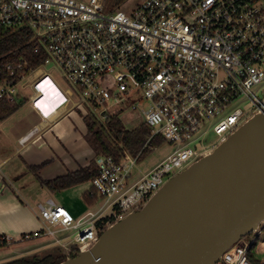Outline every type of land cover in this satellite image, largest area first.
<instances>
[{"label": "built area", "instance_id": "1", "mask_svg": "<svg viewBox=\"0 0 264 264\" xmlns=\"http://www.w3.org/2000/svg\"><path fill=\"white\" fill-rule=\"evenodd\" d=\"M0 29L29 31L33 53L44 57L34 70L23 59L8 64L11 75L20 76L0 83V100L31 101L38 80L55 77L56 70L68 95L67 114L105 124L132 110L150 128L136 157H96L92 184L103 199L98 210L75 219L49 198L37 205L43 229L18 239L0 235L6 246L45 237L60 245L94 239L264 111V0H145L129 14L107 10L103 0H0ZM257 86L263 87L261 98L251 94ZM243 96L246 106L215 123ZM157 137L176 149L137 177L141 154ZM64 231L76 235L61 241L57 235ZM255 246L256 234L227 251L222 264H253L248 254Z\"/></svg>", "mask_w": 264, "mask_h": 264}, {"label": "water", "instance_id": "2", "mask_svg": "<svg viewBox=\"0 0 264 264\" xmlns=\"http://www.w3.org/2000/svg\"><path fill=\"white\" fill-rule=\"evenodd\" d=\"M264 226V111L85 243L52 245L0 264H222ZM66 244V243H65Z\"/></svg>", "mask_w": 264, "mask_h": 264}, {"label": "crops", "instance_id": "3", "mask_svg": "<svg viewBox=\"0 0 264 264\" xmlns=\"http://www.w3.org/2000/svg\"><path fill=\"white\" fill-rule=\"evenodd\" d=\"M21 100L20 108L24 105L31 108L26 115H14L16 111L5 119L0 118V235L17 239L43 229L37 210L42 201L54 199L75 219L98 210L103 202L91 180L55 191L45 184L87 170L95 162L97 156L86 140L88 128L83 115H69L62 107L54 117L44 119L28 98ZM70 232H59L57 236L66 241ZM32 240L0 246V263L9 253L25 256L56 244L46 237ZM263 244L264 240L260 241L259 255L252 253L254 259L264 260Z\"/></svg>", "mask_w": 264, "mask_h": 264}, {"label": "trees", "instance_id": "4", "mask_svg": "<svg viewBox=\"0 0 264 264\" xmlns=\"http://www.w3.org/2000/svg\"><path fill=\"white\" fill-rule=\"evenodd\" d=\"M126 0H113L111 8L119 7ZM33 35L27 30L0 29V83L18 81L20 73L14 76L7 70L10 63H18L23 59L29 64L31 69H36L44 61L43 55L33 53L35 42H32ZM22 106V103H11L0 100V118L5 119L14 114ZM88 128L86 140L95 152L96 156L111 155L116 160H120L122 155L127 152L136 157L144 148L150 136V128L145 124L138 127L126 128L119 115H112L105 124L88 115L84 117ZM164 140L161 137L153 139L150 148L143 150L139 161L147 155L151 149L160 145ZM97 175L96 162L92 163L87 170L69 174L64 178L46 182V186L51 190H62L83 181H93ZM0 246H6L0 242ZM256 247V246H255ZM254 247V248H255ZM253 248V249H254ZM249 251L248 257L253 264H264V260H256ZM52 258H47L42 262L17 261L10 264H53Z\"/></svg>", "mask_w": 264, "mask_h": 264}, {"label": "rangeland", "instance_id": "5", "mask_svg": "<svg viewBox=\"0 0 264 264\" xmlns=\"http://www.w3.org/2000/svg\"><path fill=\"white\" fill-rule=\"evenodd\" d=\"M145 0H126L125 2H123L119 7H112L113 5V0H103L104 5L106 6V9L109 11H114V10H121L125 13H130V11L134 8H136L138 5H140L142 2H144ZM55 75L56 78L59 79L58 76V71H54L53 73ZM22 95L26 94V91H22L21 92ZM29 93V91H28ZM251 94L257 96V97H262L263 96V87H255L251 90ZM249 100L246 97H240L237 101H234L220 116H218L215 120V123L222 120L223 118L227 117L228 115H230L234 110L238 109V108H243L244 106H246L248 104ZM140 109L141 108H145L147 106V104L145 105H139ZM31 110L30 106H23L22 108H20L14 115H26L27 111ZM102 110V108L98 109V113ZM79 112H73L72 114H78ZM80 114V113H79ZM119 118L121 119L122 123L124 124V126L126 128H134V127H138L141 124H143L144 119L142 117V115H140L139 112L137 111H132V110H126L123 113L119 114ZM207 143L208 144H213L216 141V137L210 133L208 135V137L206 138ZM176 149V146H172L167 142H161L160 145H157L156 147H154L153 149H151V151H149L147 153V155H145L138 163L137 169L136 171V176L139 177L140 174L142 172L147 173V170L157 166L158 164H160L163 160L166 159V157L170 154L173 153V151ZM43 202V201H42ZM91 212V211H90ZM107 215L110 214L109 211L106 212ZM76 232L72 231L69 233V238H73L75 237ZM264 240V226L263 228L260 230V232L258 234H256V242H257V246L253 249L252 253L254 254L255 252H259V247H260V241ZM32 242H34L32 240ZM34 244H38V245H42L41 243H34ZM45 244V243H44ZM43 244V246H44ZM42 249L44 247H41ZM39 248V249H41ZM258 249V250H257ZM261 249L264 251V244L261 246ZM39 251L34 250V251H30V253H35ZM257 252V253H258ZM259 255V253H258ZM16 256V257H14ZM22 257L21 255H14L13 253H9L5 256L2 257V262H7V261H11L15 258L18 257Z\"/></svg>", "mask_w": 264, "mask_h": 264}, {"label": "clouds", "instance_id": "6", "mask_svg": "<svg viewBox=\"0 0 264 264\" xmlns=\"http://www.w3.org/2000/svg\"><path fill=\"white\" fill-rule=\"evenodd\" d=\"M37 83L30 103L44 119H51L67 103L68 95L63 85L54 76H46Z\"/></svg>", "mask_w": 264, "mask_h": 264}]
</instances>
